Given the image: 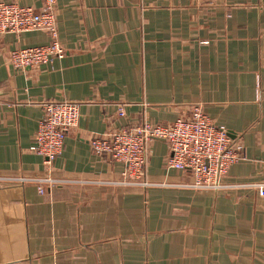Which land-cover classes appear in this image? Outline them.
<instances>
[{
	"label": "crops",
	"instance_id": "1",
	"mask_svg": "<svg viewBox=\"0 0 264 264\" xmlns=\"http://www.w3.org/2000/svg\"><path fill=\"white\" fill-rule=\"evenodd\" d=\"M56 23L65 55L23 71L9 52L49 36L0 34V264H264L255 190L185 187L192 178L166 169L163 140L149 145L148 186H119L123 166L89 147L111 129L167 125L199 105L244 149L224 182H263L264 0H59ZM43 101L79 105L50 165L29 150Z\"/></svg>",
	"mask_w": 264,
	"mask_h": 264
},
{
	"label": "built area",
	"instance_id": "2",
	"mask_svg": "<svg viewBox=\"0 0 264 264\" xmlns=\"http://www.w3.org/2000/svg\"><path fill=\"white\" fill-rule=\"evenodd\" d=\"M40 11L16 3L0 1V34L44 31L48 44L10 51L7 61L11 67L23 71L48 64L53 58L65 55L56 26V7L59 0H39ZM41 118L30 151L50 165L61 155L66 135L77 127L79 105L70 101H43ZM125 104L118 105L117 116H125ZM154 140H163L168 147L165 159L167 170L187 171L192 181L185 187L194 191L218 193L233 188H251L264 197V181L230 185L224 182L229 168L243 159L244 149L222 125L212 121L199 105L192 106L188 118H178L167 125L143 121L133 127L111 129L89 141L91 151L106 156L123 166L118 183L123 187H141L143 169ZM54 183L49 180H36ZM39 186V192H40Z\"/></svg>",
	"mask_w": 264,
	"mask_h": 264
}]
</instances>
